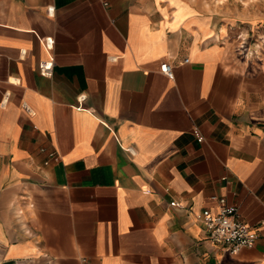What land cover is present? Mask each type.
Returning a JSON list of instances; mask_svg holds the SVG:
<instances>
[{
	"label": "crops",
	"instance_id": "1",
	"mask_svg": "<svg viewBox=\"0 0 264 264\" xmlns=\"http://www.w3.org/2000/svg\"><path fill=\"white\" fill-rule=\"evenodd\" d=\"M235 22L210 0H0V264H264V51ZM221 196L260 232L238 253L206 237Z\"/></svg>",
	"mask_w": 264,
	"mask_h": 264
},
{
	"label": "built area",
	"instance_id": "2",
	"mask_svg": "<svg viewBox=\"0 0 264 264\" xmlns=\"http://www.w3.org/2000/svg\"><path fill=\"white\" fill-rule=\"evenodd\" d=\"M45 41L49 47L54 44V40L51 37L45 38ZM161 69L166 74L173 76V66L169 62H163ZM42 72L45 75H51L53 67L43 66ZM81 98L84 99L86 97L82 95ZM25 107L28 112H32L30 106ZM199 139L202 140L203 136H200ZM50 157L57 159L58 154L55 151L50 152ZM217 199L219 207L216 211L210 208L203 210L202 222L207 239L228 248L232 253H238L243 248L253 246L259 238L260 232L242 218L238 207L228 203L226 197L221 196Z\"/></svg>",
	"mask_w": 264,
	"mask_h": 264
},
{
	"label": "rangeland",
	"instance_id": "3",
	"mask_svg": "<svg viewBox=\"0 0 264 264\" xmlns=\"http://www.w3.org/2000/svg\"><path fill=\"white\" fill-rule=\"evenodd\" d=\"M210 1L219 8L222 17L236 21L229 34L249 43L247 54L260 55L264 51V0ZM249 25L253 28H249ZM259 27L263 29L260 32L257 31Z\"/></svg>",
	"mask_w": 264,
	"mask_h": 264
},
{
	"label": "bare ground",
	"instance_id": "4",
	"mask_svg": "<svg viewBox=\"0 0 264 264\" xmlns=\"http://www.w3.org/2000/svg\"><path fill=\"white\" fill-rule=\"evenodd\" d=\"M13 80V79H12ZM16 80V79H15Z\"/></svg>",
	"mask_w": 264,
	"mask_h": 264
}]
</instances>
